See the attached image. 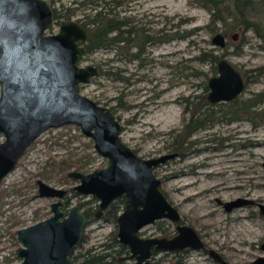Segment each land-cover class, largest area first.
I'll return each mask as SVG.
<instances>
[{"label":"rangeland","instance_id":"obj_1","mask_svg":"<svg viewBox=\"0 0 264 264\" xmlns=\"http://www.w3.org/2000/svg\"><path fill=\"white\" fill-rule=\"evenodd\" d=\"M49 1L61 12L73 7L71 18L81 22L86 13H95L104 1H109L108 6L115 8L119 19H128L129 26L141 35H150L140 58H128L126 52L120 53L114 47L85 54L80 63L96 64L100 72L79 85L82 93L116 112L123 125V140L146 158L175 153L174 136L191 114L187 97L208 94L205 85L218 74L210 61L199 58L201 53L226 51L246 79L244 91L235 102L204 105L201 117L205 126L191 136L190 148L160 163L156 173L185 221L230 264H254L260 255L264 256V118L256 111L238 109L254 95L259 102L253 107L264 108V40L256 28H245L233 17L217 26L211 24L210 10L197 0H97L99 5L93 10L87 0ZM255 5L260 7L261 3ZM256 11L263 15L251 19L263 29L264 8ZM57 21L55 18L50 32L58 31ZM225 30L228 42L221 48L213 43V36ZM235 32L237 38L232 37ZM130 45L127 55L138 50L134 41ZM3 139L0 132V142ZM62 159L70 162L66 172L75 168L89 172L107 163V158L96 150L93 138L77 124L51 127L38 137L0 184V264H22L16 255L22 244L17 229L52 213L56 198L40 195L38 179L69 189L65 209L68 203L80 201H91L85 208L97 207L99 201L92 194L79 195L73 188L78 180L65 175L57 165ZM192 191L200 192L186 196ZM238 197L252 201L228 210L224 202ZM175 227L176 222L164 218L140 232L142 236L171 235ZM86 230L89 241L84 248L110 241L109 234L117 227L99 218ZM154 260L157 264H219L204 248H190L181 254L161 252Z\"/></svg>","mask_w":264,"mask_h":264},{"label":"water","instance_id":"obj_2","mask_svg":"<svg viewBox=\"0 0 264 264\" xmlns=\"http://www.w3.org/2000/svg\"><path fill=\"white\" fill-rule=\"evenodd\" d=\"M55 20L49 0H0V184L26 150L51 127L77 124L93 138L99 154L107 158L103 167L89 172H67L78 180L79 195H94L100 216L114 200L124 199L117 216V235L129 248L123 258L135 264H153L157 251L207 248L219 264L230 262L208 247L199 232L181 223L182 214L162 188L156 167L177 155L143 157L122 138L123 125L108 105L80 91L100 72L96 64L80 63L86 51L88 28L78 19L61 18L59 29L50 32ZM238 33L232 37L237 38ZM228 36L218 31L213 43L226 47ZM218 74L208 79L210 102L232 101L246 87L243 73L226 56L217 62ZM39 193L54 197L51 215L17 229L22 244L16 255L22 264H84L72 258L82 241L87 216L80 203L63 208L69 189L38 179ZM252 200L238 197L224 202L228 210ZM264 212V204H261ZM168 218L178 222L174 236H142L141 229ZM264 250V241L262 243ZM255 264H264L260 255Z\"/></svg>","mask_w":264,"mask_h":264},{"label":"trees","instance_id":"obj_3","mask_svg":"<svg viewBox=\"0 0 264 264\" xmlns=\"http://www.w3.org/2000/svg\"><path fill=\"white\" fill-rule=\"evenodd\" d=\"M88 1V2H87ZM81 1L82 3H89L90 10L95 8L96 4L94 0ZM202 6L206 7L211 12V24L217 26L220 21H225L228 17H233L239 20L240 24H243L245 28L255 27L258 34L264 40V26L260 29V25L254 23L251 19L253 16H262V7L264 8V0H197ZM110 2L104 1L103 7L100 9L96 6L95 13H86L82 23L88 28L89 35L86 39L85 46L86 51L82 54L81 59L85 54L93 52L99 48H109L114 47L120 53H127L131 47V42L134 41L138 50L129 55H125L128 58H140L141 53L145 51V43L151 38L148 34L141 35L140 31L132 26L128 20L119 19L118 14L114 13V7L108 6ZM261 3L260 7L255 4ZM95 5V6H94ZM99 5V4H97ZM255 6V7H254ZM73 7H67L65 11L55 12V18L59 19L61 17L70 18ZM258 12V14H254ZM128 26V27H127ZM127 33V34H125ZM134 33V36H132ZM225 34L228 30L224 31ZM264 46V45H263ZM123 53V54H124ZM222 55H226V51L223 53L215 52L214 50H205L201 53L200 59L203 61H210L213 64V70L217 71V62ZM206 90H208V84L205 85ZM239 97V96H238ZM236 97L233 102L237 101ZM257 95L249 98L248 100L242 102L238 106V109L242 112L256 111L257 116L264 118V108L253 107L258 101ZM210 101L208 99L207 93L204 94H191L187 97V109L191 114L187 118L184 126L175 134L172 150L180 155L186 153L192 144L191 136L201 127L205 126L204 120L201 117V110L204 105H209ZM57 165L65 170V175L67 174L66 169L69 168L70 162L67 159L59 160ZM94 198V197H93ZM89 201H80V205L84 208L87 216L86 227L94 219H105L114 222L117 227V216L122 210L124 199L118 198L114 200L102 213L100 217H96V208L92 207L85 208V205ZM68 203V200H67ZM67 205L70 206L68 203ZM162 222L159 224L162 228ZM84 231L82 241L79 243L78 247L72 252V258L76 261H81L84 264H135L132 260L120 259L122 255L128 253V247L121 243L117 236V230L112 231L109 234L110 241H102L98 244L90 245L84 248V243L89 241V236ZM79 247H82L78 250ZM158 261L155 262L157 264Z\"/></svg>","mask_w":264,"mask_h":264},{"label":"flooded vegetation","instance_id":"obj_4","mask_svg":"<svg viewBox=\"0 0 264 264\" xmlns=\"http://www.w3.org/2000/svg\"><path fill=\"white\" fill-rule=\"evenodd\" d=\"M97 0H94V2H95V4L97 5L98 4V2H96ZM54 12H58V9L56 8V7H54ZM124 20H128V19H124ZM129 21V20H128ZM130 22V21H129ZM144 52V51H143ZM143 52L141 53V55L143 54ZM94 196V195H93ZM95 197V196H94ZM96 198V197H95ZM89 202H91V201H89ZM99 203V202H98ZM99 205V204H98ZM98 205H97V207H96V212H97V209H98ZM63 208L65 209V203H64V205H63ZM83 208V207H82ZM84 209V208H83ZM106 209V208H105ZM104 209V210H105ZM104 210H103V212H104ZM102 212V213H103ZM96 214V213H95ZM102 215V214H101ZM100 215V216H101ZM100 216H97L96 215V217H100ZM158 220H163V219H158ZM161 222V221H160ZM175 222V221H174ZM181 223H187L186 221H185V219L182 217V220H181ZM177 225H178V222H176V227H175V231L173 232V234H171V235H165V236H174L176 233H177ZM118 228V227H117ZM86 229V228H85ZM140 234H141V232H140ZM118 236V235H117ZM160 236H163V235H160ZM264 241V240H263ZM263 243V242H262ZM262 243H261V248H262ZM207 245V244H206ZM128 247V246H127ZM188 249H190V248H185V249H181V250H176V251H157V252H155L154 253V255H153V257H152V262H153V264H155V262L157 261H153V259H154V256H155V254H157V253H161V252H166V253H169V252H173V253H176V254H181V252L182 251H186V250H188ZM205 250H207V248H204ZM128 253H129V248H128ZM127 253V254H128ZM126 255V254H125ZM123 256L124 255H122L121 256V258L120 259H123V260H127L128 261V259H125V258H123ZM133 261V260H132ZM81 262V261H80ZM135 263V262H134ZM255 264V263H254Z\"/></svg>","mask_w":264,"mask_h":264},{"label":"bare ground","instance_id":"obj_5","mask_svg":"<svg viewBox=\"0 0 264 264\" xmlns=\"http://www.w3.org/2000/svg\"><path fill=\"white\" fill-rule=\"evenodd\" d=\"M194 181H189L188 183H193ZM184 185H186V183H184ZM182 188V187H181ZM200 191H192V192H190V193H188L186 196H189V195H194V194H197V193H199ZM242 221H244V220H242ZM248 224V223H247ZM245 225H246V223H245ZM78 247V246H77Z\"/></svg>","mask_w":264,"mask_h":264}]
</instances>
